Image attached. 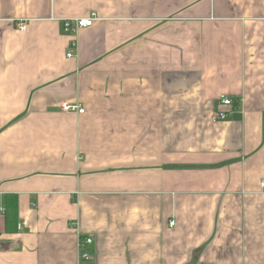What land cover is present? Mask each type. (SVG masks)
<instances>
[{
	"label": "crops",
	"instance_id": "crops-1",
	"mask_svg": "<svg viewBox=\"0 0 264 264\" xmlns=\"http://www.w3.org/2000/svg\"><path fill=\"white\" fill-rule=\"evenodd\" d=\"M262 179L264 0H0V264H264Z\"/></svg>",
	"mask_w": 264,
	"mask_h": 264
},
{
	"label": "built area",
	"instance_id": "built-area-1",
	"mask_svg": "<svg viewBox=\"0 0 264 264\" xmlns=\"http://www.w3.org/2000/svg\"><path fill=\"white\" fill-rule=\"evenodd\" d=\"M96 20L97 19H96L95 15H93L90 18H86V19H75L72 21H66V22H64V30L67 33L72 34L73 36H76L80 30L92 27ZM19 28H20V30L25 31L27 28L26 23L25 22L20 23ZM73 46L74 47L77 46L76 41L73 42ZM71 56H72L71 53L68 54L69 58ZM233 104H234V101L232 98L222 96L220 99V105H222L224 107H231V106H233ZM61 111L66 112V113H78V114H84L85 113V110L82 109L79 105L70 104V103H64L61 106ZM219 118L220 119H226L227 115L224 113H220ZM261 188L264 191V179H262V181H261ZM174 225H175V222H172L171 226H174ZM21 228H22V226H20V229ZM92 243H93L92 238L80 240L79 247H80V249H84L87 246H90ZM90 260H91V257L89 255V253L82 252L80 254V261L81 262H89Z\"/></svg>",
	"mask_w": 264,
	"mask_h": 264
}]
</instances>
